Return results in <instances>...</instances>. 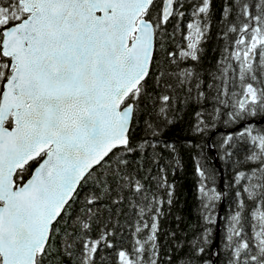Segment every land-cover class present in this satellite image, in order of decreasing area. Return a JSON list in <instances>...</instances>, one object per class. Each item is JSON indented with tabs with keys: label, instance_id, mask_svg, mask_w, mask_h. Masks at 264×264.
<instances>
[{
	"label": "snow or ice",
	"instance_id": "snow-or-ice-1",
	"mask_svg": "<svg viewBox=\"0 0 264 264\" xmlns=\"http://www.w3.org/2000/svg\"><path fill=\"white\" fill-rule=\"evenodd\" d=\"M210 2L0 0V264H52L57 256L97 264L105 249L114 250L115 264H159V219L174 186L161 175L153 191L143 164L133 168L129 157L175 150L161 137L182 101L199 106L196 132L222 108L231 120L264 112L253 66L259 57L264 72V0H222L226 44L208 83L198 65ZM186 15L172 47L178 29L169 33L167 25ZM241 136L252 143L251 167L234 178L229 264H264V132L246 127ZM197 172L210 209L219 197ZM104 199L132 211L129 247L117 248L116 231L100 222ZM78 200L82 213L70 215Z\"/></svg>",
	"mask_w": 264,
	"mask_h": 264
},
{
	"label": "trees",
	"instance_id": "trees-1",
	"mask_svg": "<svg viewBox=\"0 0 264 264\" xmlns=\"http://www.w3.org/2000/svg\"><path fill=\"white\" fill-rule=\"evenodd\" d=\"M221 4L222 0L210 2V30L206 40L202 42L204 51L198 65L208 83H211V80L207 74L215 72L217 61L222 58L226 44L220 35L224 30L221 23ZM182 10L188 13L191 11L187 4ZM189 19L190 16L186 15L182 20H172L167 25L169 33L178 29L171 42L172 47H175V41L181 39L182 31H186ZM256 61L257 59L253 66L258 69V79L254 84L258 88L264 87V84L260 83L264 81V72L259 71ZM229 87L234 86L229 84ZM234 90L239 91L238 88ZM213 93L214 89H210V97ZM177 108L175 123L161 137L162 140L173 144L175 150L161 146L155 153L149 150L147 156L133 153L129 157L133 161V168L143 164L140 174L146 178L145 183L149 184L153 191L161 175L166 177L169 185L174 186L172 204L170 207L163 206V215L159 219V264H229L232 250L228 247L227 236L232 223L230 218L238 210L235 194L239 189L234 184V178L237 171H247L251 167L246 157L252 151V143L249 137L241 136L249 125L242 128L239 126L254 122L250 124L251 128L255 132H264V121L256 124L264 118V112L245 119L231 120L226 114L228 109L222 108L221 113L214 118L207 116V127L202 132H196L193 130V124L195 112L200 110L199 106L182 101ZM205 108L207 112L212 111L211 99ZM138 139V136L134 137V142ZM211 149L214 150V155ZM198 167L205 172L206 179L203 182L219 197L210 209H205L204 204L208 201L198 190L202 180L197 172ZM83 208V201L78 200L69 210V214H81ZM251 208L252 204H249L248 209ZM248 209L242 214V223L245 232L251 234L252 221ZM99 215L101 223L109 221V228L116 231L113 239L117 248L129 247L131 223L135 218L128 205L125 203L117 207L110 200L104 199L99 206ZM209 216L211 221L206 219ZM201 247L204 249L202 253L197 251ZM65 260H68V257L57 256L52 264H63ZM97 264H115L114 250H102Z\"/></svg>",
	"mask_w": 264,
	"mask_h": 264
},
{
	"label": "water",
	"instance_id": "water-1",
	"mask_svg": "<svg viewBox=\"0 0 264 264\" xmlns=\"http://www.w3.org/2000/svg\"><path fill=\"white\" fill-rule=\"evenodd\" d=\"M263 121H264V118H263L260 122H256V124H260V123H262ZM252 123H254V122H247V123H244V124H240L239 128H242V127H244L245 125H250V124H252ZM210 151H211V153H212L213 155L215 154V152H214L213 149H211ZM215 164L218 166L217 161H215ZM220 212H221V211H220ZM220 212H219V215H218L217 224H218V221H219Z\"/></svg>",
	"mask_w": 264,
	"mask_h": 264
},
{
	"label": "rangeland",
	"instance_id": "rangeland-1",
	"mask_svg": "<svg viewBox=\"0 0 264 264\" xmlns=\"http://www.w3.org/2000/svg\"><path fill=\"white\" fill-rule=\"evenodd\" d=\"M256 59H257L256 63H258L259 57H257ZM254 62H255V60L253 61V64H254ZM248 127H251V126L249 125Z\"/></svg>",
	"mask_w": 264,
	"mask_h": 264
}]
</instances>
